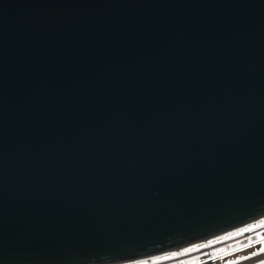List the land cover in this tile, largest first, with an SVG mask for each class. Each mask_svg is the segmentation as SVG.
<instances>
[{"label": "water", "instance_id": "obj_1", "mask_svg": "<svg viewBox=\"0 0 264 264\" xmlns=\"http://www.w3.org/2000/svg\"><path fill=\"white\" fill-rule=\"evenodd\" d=\"M264 215V0H0V264H118Z\"/></svg>", "mask_w": 264, "mask_h": 264}, {"label": "rangeland", "instance_id": "obj_2", "mask_svg": "<svg viewBox=\"0 0 264 264\" xmlns=\"http://www.w3.org/2000/svg\"><path fill=\"white\" fill-rule=\"evenodd\" d=\"M206 248H211V254L207 261L199 262L203 249ZM261 249H264V215L205 240L183 246L179 253L190 256L178 260L176 264H261L264 261ZM200 251L202 252L198 254ZM243 257L247 259H242ZM148 259L153 263L158 261L151 255L118 264H148Z\"/></svg>", "mask_w": 264, "mask_h": 264}, {"label": "crops", "instance_id": "obj_3", "mask_svg": "<svg viewBox=\"0 0 264 264\" xmlns=\"http://www.w3.org/2000/svg\"><path fill=\"white\" fill-rule=\"evenodd\" d=\"M182 250H183V247H180L178 249H172V250L163 251V252L154 254L155 258H157L158 261L156 263H153L150 259H148V264H159V263L176 264V262L178 260H180L182 258H187V257L190 256V255L182 256V254L179 253ZM170 254H174V255L173 256H170Z\"/></svg>", "mask_w": 264, "mask_h": 264}, {"label": "built area", "instance_id": "obj_4", "mask_svg": "<svg viewBox=\"0 0 264 264\" xmlns=\"http://www.w3.org/2000/svg\"><path fill=\"white\" fill-rule=\"evenodd\" d=\"M204 250V251H203ZM202 251H203V255L200 257V259H199V262H205V261H207L208 260V257L210 256V250H211V248H206V249H203ZM202 251H200L198 254H200Z\"/></svg>", "mask_w": 264, "mask_h": 264}, {"label": "snow or ice", "instance_id": "obj_5", "mask_svg": "<svg viewBox=\"0 0 264 264\" xmlns=\"http://www.w3.org/2000/svg\"><path fill=\"white\" fill-rule=\"evenodd\" d=\"M261 252H264V249H261ZM253 255H256V253H253ZM242 259H247V257H243ZM261 264H264V261H261Z\"/></svg>", "mask_w": 264, "mask_h": 264}]
</instances>
